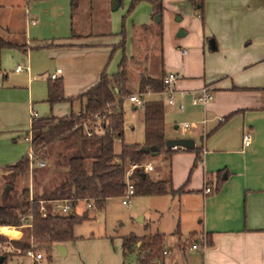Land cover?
Returning <instances> with one entry per match:
<instances>
[{"label":"crops","instance_id":"obj_1","mask_svg":"<svg viewBox=\"0 0 264 264\" xmlns=\"http://www.w3.org/2000/svg\"><path fill=\"white\" fill-rule=\"evenodd\" d=\"M10 2L0 6V35L19 47L0 48V133L15 141L29 135L32 111L44 119L79 115L85 103L79 96L102 74L111 77L125 69L124 103L131 95L163 102L166 138L180 132L195 141L192 150L167 153L172 186L184 187V193L143 197L179 205L177 242L169 243L163 231L152 230L153 220L139 217L145 230L131 233L138 238L133 252L140 259L144 237L159 233L170 253L161 264H264V0H204L202 17L190 0H163L161 14L148 1L131 11L132 0H77L75 9L72 0ZM169 72L179 75L175 105L167 103L164 89L140 91L142 77L163 82ZM51 79L62 83L66 101L48 102ZM206 86L214 99L193 103ZM131 103L142 113L143 127V142L131 144L144 145V111ZM182 124L191 128L184 131ZM207 186L215 191L207 194ZM82 202L73 212L89 210ZM184 213L198 220L188 235L194 242L206 240L201 249L190 250V240L181 237ZM76 236L63 244L65 257L69 244L86 237Z\"/></svg>","mask_w":264,"mask_h":264},{"label":"trees","instance_id":"obj_2","mask_svg":"<svg viewBox=\"0 0 264 264\" xmlns=\"http://www.w3.org/2000/svg\"><path fill=\"white\" fill-rule=\"evenodd\" d=\"M141 1H148L153 5L154 11L161 14L164 10L163 0H132L129 11L136 8ZM202 17L204 0H190ZM73 8L77 7V0H72ZM18 46L0 35V48ZM19 47V46H18ZM123 66V64H122ZM100 82L87 92L79 96L85 101L79 115L73 114L64 118L48 117L33 118L31 123V149H34L37 158L43 161H54L62 170L57 171L58 178L50 181L41 191L35 190L31 198L29 187L22 188L21 192H13L16 179L19 175L28 178L31 174L28 156H24L17 163L6 166L5 171L11 176L7 185L12 187L2 192L0 200V228H20L21 218L31 216V221L25 239H8L0 235V243L8 241L21 251H27L33 246L42 247L50 257L49 252L54 244H64L77 241L76 228L90 219V210L77 214L75 212L61 215L53 209L52 202L87 201L92 203V209L101 211L109 200L122 198L126 189V172L131 164H145L149 162L151 152L141 151L144 147H157L158 154L170 153L166 147L165 105L163 102H146L144 111V145L124 142L125 127L123 111L124 99L129 94L126 88L127 73L125 69L115 75L102 74ZM140 91L163 90L160 79L142 77ZM67 99L63 95V85L57 79H51L48 86V102L51 105L62 103ZM101 118L96 121V116ZM226 118H223V121ZM222 121V122H223ZM92 131L88 136L87 128ZM115 140L121 143L119 153L115 152ZM55 144L57 149L55 151ZM55 151V152H54ZM197 163V162H196ZM170 168V167H169ZM45 170L35 169L33 180L42 182L40 178ZM170 174V172H169ZM135 187L134 196H178L184 193V187L175 190L172 186L171 174L168 178L154 180L150 174L137 169L132 174ZM38 183V185H40ZM40 203H44L48 214L43 216L40 212ZM123 252L131 254L136 248L138 238L133 234L122 238ZM165 237L159 233L144 237L138 247L141 264H154L164 262L163 249ZM7 262L8 254L2 255ZM5 264V263H4Z\"/></svg>","mask_w":264,"mask_h":264},{"label":"rangeland","instance_id":"obj_3","mask_svg":"<svg viewBox=\"0 0 264 264\" xmlns=\"http://www.w3.org/2000/svg\"><path fill=\"white\" fill-rule=\"evenodd\" d=\"M9 2L18 6L23 5L22 0H0V6L5 4L6 6H10ZM8 71L9 73L12 72L11 69H8ZM132 106V103L127 98L123 105V111L125 112L124 142L127 144L143 142V127L141 126L142 113L134 110ZM170 135L173 137V133L170 132ZM25 137L26 135L24 134L15 141L8 133H0V200L2 198L3 190L8 187L7 181L11 176V173L5 171L4 168L17 163L20 158L28 156L31 151V146L25 141ZM175 137L183 138L180 132H178ZM114 143L115 152H120V141L115 140ZM57 146L58 145L55 144V151ZM149 158V162L154 167V170L149 172L150 176L154 180L168 178L170 175V158L167 153L162 152L160 155L150 156ZM50 159L51 161H47L48 172L41 173L40 178H42V182H38L40 185H38L37 181L32 178L34 169L28 178L24 175H19L17 177L13 192L20 193L22 188L28 186L34 195L35 190L41 191V187H44L46 184L50 183V181L58 178V173L56 172L62 169H60L54 161V156H51ZM80 207L85 208V203L82 202ZM179 208V205L172 203L171 199H169L168 202L162 200L159 204H155L148 198L143 199V197L132 196L130 199V205L127 207L122 204V198H114V200H110L106 207L101 211L94 212V210L89 209L93 212L90 213L92 216L90 215V219L84 222L76 232L77 235H84L86 237L77 243L69 244L67 257L59 255L56 244L49 252L51 258L48 257L42 247H39L38 245L33 246L34 254L41 252L44 257L42 260H39L37 264H140L136 252H132V254L127 253V256L124 257V254H122L121 238L130 235L131 233H134L135 235L143 234L145 228L140 225L137 220L139 217L145 216L148 221L150 219L155 222L153 225V228L155 229L152 230H156L157 227L160 232L163 231L166 234L169 243L177 242L179 236L175 232L177 231L179 224ZM155 209L158 211H155ZM185 215L186 214L184 213L182 216L183 223L180 225V232L182 233L181 237H183L184 241L190 240L188 232H191L196 228L198 221L192 216L187 218ZM17 230L20 232L21 237L19 238H27L28 235L27 233H24V226L20 227V229L17 228ZM192 243L193 241L190 240L189 244ZM164 250L167 249L164 248L163 251ZM4 254H8L7 264H33L31 259L26 257V251L21 252L15 249L8 241L0 243V256ZM154 264H161V262L156 261Z\"/></svg>","mask_w":264,"mask_h":264},{"label":"built area","instance_id":"obj_4","mask_svg":"<svg viewBox=\"0 0 264 264\" xmlns=\"http://www.w3.org/2000/svg\"><path fill=\"white\" fill-rule=\"evenodd\" d=\"M184 53H186V51ZM21 69L22 68L18 66V68L16 70L20 71ZM52 77L55 78V75H52ZM178 79H179V75L175 72L174 73L169 72L163 76L164 94L167 95V103L169 105H172V106L175 105V84L178 81ZM198 93L199 94H197L193 99V103H195V104L207 105L208 103H210L214 99V93L211 90V88L208 86L201 89ZM129 99L131 102L136 104L137 107H143V104L145 103L144 98L140 95H131ZM179 109H183V106L179 105ZM31 114H32L33 118L38 117V114L34 111H32ZM96 119H97L96 121L101 120V118L98 115L96 116ZM219 120L223 121V119H219ZM181 126H183L182 129L184 131L191 128V126L188 124H182ZM86 130H87L88 136H91L92 131L89 130V128H87ZM25 139L27 142H29L31 144L32 133L27 135L25 137ZM243 140H244L245 144H247L250 141L248 133L243 134ZM176 149H178V148H173V150H176ZM28 162L30 163L29 164L30 172H33V170L37 169V168L44 169V168L48 167L47 161H43V160L36 157L34 149H31V151L28 155ZM137 169H142L143 172L145 173V172L152 171L153 166L150 163L131 164L129 166V168L126 172V175H127L126 176V189H125L126 192H125L124 196L122 197V204L124 206H127V207L130 205L131 197L134 196L135 192H136L135 187H134V183H133V179H132V177H133L132 174ZM213 191H215V190L211 186H207L205 189V192L207 194H209ZM77 203H78V201H77ZM77 203L73 204L71 201H67V202L66 201L65 202L54 201V202H52V206H53V209L56 212L60 213L61 215H67V213H71L75 210V206ZM85 203H86V208L92 209V203L87 202V201H85ZM39 209H40V212L42 213L43 216H46L48 214V209L46 208L44 203H40ZM31 218H32L31 216L22 217L21 218L22 224L20 226H24L25 229H28L29 227H31V225H30ZM205 244H206V240L203 239L202 242H200V241L194 242L193 241V243L189 244L188 246H189L190 250L195 251L197 249H201L203 247V245H205ZM163 253L165 255L170 254L169 251H167V250H164ZM26 254L28 257H31L34 261H39V260H42L44 258L43 254L41 252L34 254V248L27 250Z\"/></svg>","mask_w":264,"mask_h":264},{"label":"water","instance_id":"obj_5","mask_svg":"<svg viewBox=\"0 0 264 264\" xmlns=\"http://www.w3.org/2000/svg\"><path fill=\"white\" fill-rule=\"evenodd\" d=\"M160 16L157 15L156 17V22H159ZM195 146V141L190 140V139H183V138H176L173 140H167L166 141V147L168 149H173V148H184L188 150H192ZM143 152H151L153 156H156L158 154V149L157 147H144L141 149ZM12 187L8 186L6 188L7 191H10ZM57 251L59 252V255L62 257H65L66 255V249L63 244H58L57 245ZM5 263V258L3 256H0V264ZM6 264V263H5Z\"/></svg>","mask_w":264,"mask_h":264},{"label":"bare ground","instance_id":"obj_6","mask_svg":"<svg viewBox=\"0 0 264 264\" xmlns=\"http://www.w3.org/2000/svg\"><path fill=\"white\" fill-rule=\"evenodd\" d=\"M20 229V228H19ZM0 235L2 236H7L9 238H18L20 236V232L15 229V228H11V227H4V229L0 228Z\"/></svg>","mask_w":264,"mask_h":264}]
</instances>
